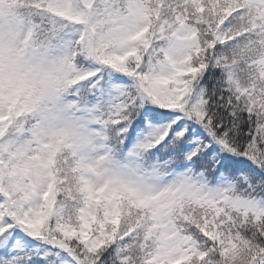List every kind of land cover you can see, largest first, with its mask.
<instances>
[{"label": "snow or ice", "instance_id": "obj_1", "mask_svg": "<svg viewBox=\"0 0 264 264\" xmlns=\"http://www.w3.org/2000/svg\"><path fill=\"white\" fill-rule=\"evenodd\" d=\"M0 264H264V0H0Z\"/></svg>", "mask_w": 264, "mask_h": 264}]
</instances>
